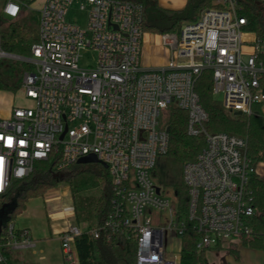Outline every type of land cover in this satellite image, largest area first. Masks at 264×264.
I'll return each mask as SVG.
<instances>
[{
    "label": "built area",
    "instance_id": "obj_1",
    "mask_svg": "<svg viewBox=\"0 0 264 264\" xmlns=\"http://www.w3.org/2000/svg\"><path fill=\"white\" fill-rule=\"evenodd\" d=\"M74 1L47 0L39 9V40L24 58L33 68L21 84L33 103L0 116V196L39 161L55 160L64 168L94 154L110 172L112 208L99 227L69 223L59 231L69 264L79 263L76 237L85 231L108 239L124 231L137 245L136 264H180L187 220L199 234L198 251L241 245L253 233L257 211L249 180L264 163L254 165L248 157L247 136L206 128L210 116L195 84L211 70L213 91L223 94L224 107L251 114L254 104H264V40L245 29L234 0H218L227 6L205 9L179 32L162 34L167 63L145 67L140 2L79 0L80 9L88 10L83 27L67 18ZM2 11L18 17L21 3L6 0ZM84 51L93 52L92 65H80ZM6 54L0 46V59ZM173 104L187 112L188 134L205 139L183 169L189 192L185 220L177 218L175 199L151 174L157 157L169 149L164 115ZM64 208L73 218V207ZM18 229L9 224L0 262L8 248L35 246L31 231Z\"/></svg>",
    "mask_w": 264,
    "mask_h": 264
},
{
    "label": "trees",
    "instance_id": "obj_2",
    "mask_svg": "<svg viewBox=\"0 0 264 264\" xmlns=\"http://www.w3.org/2000/svg\"><path fill=\"white\" fill-rule=\"evenodd\" d=\"M5 1L0 0V46L7 53L29 58L32 56L33 44L39 40V11L30 8L35 0H19L21 13L15 18L3 13ZM131 1L143 5L144 30L159 34L179 32L184 23L199 19L205 9L224 7L218 0H188L180 10L164 9L157 0ZM234 1L239 15L246 18L245 29L256 32L264 40V1ZM32 68L33 65L24 59L1 58L0 91L16 93L21 89L24 72ZM213 84L211 70H205L195 84L201 104L210 116L206 128L247 136L248 157L254 165L264 163V104H254L251 114L235 115L215 97ZM187 122L185 110L174 104L168 108L166 125L170 134L169 149L157 157L151 173L161 188L173 192L178 219H187L189 204L188 187L183 177L184 165L195 160L205 146L204 137L188 134ZM62 183L69 187V204L73 207L76 224L85 223L88 229L101 226L111 211L114 195L108 168L100 162H74L59 168L55 160H43L36 163L28 177L15 180L9 191L0 196V208L15 200L14 209L3 226L0 241L7 234L9 224L26 209L30 198L45 196L50 189ZM249 185L253 190L257 211L253 217V233L244 237L243 246L264 250V178L255 172L250 177ZM198 239L199 234L187 220L180 242V264H207L206 250L197 249ZM76 247L80 264H136L137 245L124 231L112 233L111 239L105 233L96 238L85 231L76 237ZM5 253L7 258L0 264H33L22 259L18 249L8 248Z\"/></svg>",
    "mask_w": 264,
    "mask_h": 264
},
{
    "label": "rangeland",
    "instance_id": "obj_3",
    "mask_svg": "<svg viewBox=\"0 0 264 264\" xmlns=\"http://www.w3.org/2000/svg\"><path fill=\"white\" fill-rule=\"evenodd\" d=\"M2 1L4 2L5 0ZM80 5V1L75 0L69 7L67 18L85 27L88 21V10H81ZM223 5L224 7L227 6L225 4ZM93 63V52L84 51L82 53L80 65H92ZM215 97L222 101L223 94L221 92L215 93ZM32 103L33 99L26 96L22 89L18 90L16 93L10 91H0V115H2L4 111H9L13 108V106H29ZM166 114L164 115L165 121ZM258 174L264 178V164L259 166ZM166 193L172 200L175 199L171 190H167ZM69 201L70 192L67 184L65 183L50 189L45 196L30 198L26 203V209L16 217L13 223L16 229L30 228L33 241H35V246L18 250L28 256H32L31 252L36 250V254L32 257L38 258L40 255H46L51 262L55 261L57 262L56 264H63V259L61 258L60 253L61 241L54 237L52 233L53 223L61 222L63 223L62 226L65 227L69 223L76 224L74 217L67 218L69 212L64 207L69 205ZM9 208L10 206H5L0 212V218L3 222L7 219V211ZM52 211H54V214L51 213ZM182 219L185 220V218ZM80 225L82 227L86 226L85 223H81ZM174 245L177 246V243L174 242ZM241 245L243 246V243Z\"/></svg>",
    "mask_w": 264,
    "mask_h": 264
},
{
    "label": "crops",
    "instance_id": "obj_4",
    "mask_svg": "<svg viewBox=\"0 0 264 264\" xmlns=\"http://www.w3.org/2000/svg\"><path fill=\"white\" fill-rule=\"evenodd\" d=\"M46 1L47 0H35L33 3H31L30 8L39 11V9L44 5ZM157 2L159 6L164 9L180 10L186 6L188 0H157ZM141 56V62L145 67L158 68L164 66L167 63L169 58V51L163 45L162 34L145 31ZM11 113L12 108L9 111H4V113L0 116L7 117L10 116ZM53 212L54 211H52L51 213ZM62 225L63 223L61 222L53 223L52 235L59 240L60 237L58 233L63 229L64 226ZM28 229L30 230V228ZM31 239L33 240L32 232ZM31 253L32 256L35 255L36 250H33ZM60 253L61 258L63 259V264H69L64 258L62 247L60 248ZM20 255L22 259H26L29 263L33 264L57 263L55 261L51 262L46 255H40L38 258L28 256L23 252H20ZM206 257L207 264H264V250L245 247L242 245L225 247L223 246L219 248L207 249ZM77 264H80V261Z\"/></svg>",
    "mask_w": 264,
    "mask_h": 264
},
{
    "label": "water",
    "instance_id": "obj_5",
    "mask_svg": "<svg viewBox=\"0 0 264 264\" xmlns=\"http://www.w3.org/2000/svg\"><path fill=\"white\" fill-rule=\"evenodd\" d=\"M6 56L7 57H13V58H16V59H24L22 56H19V55H16V54H11V53H7ZM235 115H242V112L241 111H237V112H235ZM77 162L78 163H97V162H100V160L96 157V155L90 154V155H87V156H84V157L80 158ZM102 164L105 167H107V164H105V163H102ZM5 206H7V207L10 206V208L7 211V219H6V221L3 222L2 219L0 218V236H1L2 232H3V226L6 225L8 219H9V217H8L9 213L14 209L15 200H13L12 202L4 204L0 208V212L2 211V209Z\"/></svg>",
    "mask_w": 264,
    "mask_h": 264
},
{
    "label": "snow or ice",
    "instance_id": "obj_6",
    "mask_svg": "<svg viewBox=\"0 0 264 264\" xmlns=\"http://www.w3.org/2000/svg\"><path fill=\"white\" fill-rule=\"evenodd\" d=\"M14 11V10H13Z\"/></svg>",
    "mask_w": 264,
    "mask_h": 264
}]
</instances>
